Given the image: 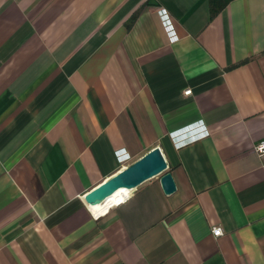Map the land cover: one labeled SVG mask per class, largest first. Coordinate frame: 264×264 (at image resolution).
Masks as SVG:
<instances>
[{
    "label": "crops",
    "instance_id": "obj_1",
    "mask_svg": "<svg viewBox=\"0 0 264 264\" xmlns=\"http://www.w3.org/2000/svg\"><path fill=\"white\" fill-rule=\"evenodd\" d=\"M262 140L264 0H0V264H264Z\"/></svg>",
    "mask_w": 264,
    "mask_h": 264
},
{
    "label": "water",
    "instance_id": "obj_2",
    "mask_svg": "<svg viewBox=\"0 0 264 264\" xmlns=\"http://www.w3.org/2000/svg\"><path fill=\"white\" fill-rule=\"evenodd\" d=\"M160 175V182L166 194L177 190V184L168 161L159 146L153 147L142 157L89 190L84 199L89 204H101L120 189L135 191L143 182Z\"/></svg>",
    "mask_w": 264,
    "mask_h": 264
},
{
    "label": "built area",
    "instance_id": "obj_3",
    "mask_svg": "<svg viewBox=\"0 0 264 264\" xmlns=\"http://www.w3.org/2000/svg\"><path fill=\"white\" fill-rule=\"evenodd\" d=\"M160 13H161V16H162V19H163L164 23L172 31L173 37L177 38V34H176V30H175V24H174V20H173L172 15L169 12H167L164 8H162L160 10ZM191 92H192V89H190V88L185 90V94H190ZM184 132H186V133L190 132L191 134L189 136H187V138L180 140L179 144H184L186 142H189L190 140H193V139H196L198 137H201V136H204V135L208 134V130L204 126H199L198 128H194V129L187 130V131H184ZM182 134H184V133H182ZM255 150L261 156H264V140L260 141L255 146ZM131 194H132V192H130V194H127L126 197L123 200H121L120 202H118L115 205H118V204L124 202L126 199H128L131 196ZM213 233H214L215 236H220V235L223 234V230H222L221 227L215 226L213 228Z\"/></svg>",
    "mask_w": 264,
    "mask_h": 264
},
{
    "label": "bare ground",
    "instance_id": "obj_4",
    "mask_svg": "<svg viewBox=\"0 0 264 264\" xmlns=\"http://www.w3.org/2000/svg\"><path fill=\"white\" fill-rule=\"evenodd\" d=\"M131 190L128 189H120L115 194L111 195L107 200L111 205H115L121 200H123L127 194H130Z\"/></svg>",
    "mask_w": 264,
    "mask_h": 264
},
{
    "label": "trees",
    "instance_id": "obj_5",
    "mask_svg": "<svg viewBox=\"0 0 264 264\" xmlns=\"http://www.w3.org/2000/svg\"><path fill=\"white\" fill-rule=\"evenodd\" d=\"M213 14H215V12Z\"/></svg>",
    "mask_w": 264,
    "mask_h": 264
}]
</instances>
